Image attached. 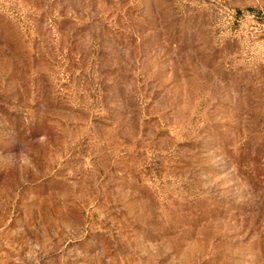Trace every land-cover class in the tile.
Here are the masks:
<instances>
[{"label":"rangeland","instance_id":"374dc122","mask_svg":"<svg viewBox=\"0 0 264 264\" xmlns=\"http://www.w3.org/2000/svg\"><path fill=\"white\" fill-rule=\"evenodd\" d=\"M0 264H264V0H0Z\"/></svg>","mask_w":264,"mask_h":264}]
</instances>
